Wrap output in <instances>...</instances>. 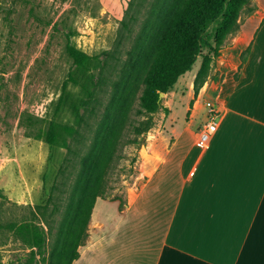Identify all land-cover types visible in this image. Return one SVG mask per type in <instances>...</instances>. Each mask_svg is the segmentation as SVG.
<instances>
[{
    "label": "rangeland",
    "instance_id": "rangeland-1",
    "mask_svg": "<svg viewBox=\"0 0 264 264\" xmlns=\"http://www.w3.org/2000/svg\"><path fill=\"white\" fill-rule=\"evenodd\" d=\"M258 2L248 0L239 17L241 22L260 15ZM174 3L175 0H0V225L33 221L47 231L45 262L36 250L32 254L11 233L0 231V264H22L31 258V264H49L55 232L81 158L89 150L94 128L112 98V85L121 65L128 64L132 57L138 64L145 62ZM122 22L128 24V29ZM238 33L237 26L222 49L232 44ZM68 35L72 44L89 55L102 59L104 52H115L117 56L118 64L112 61L102 73L94 71L102 81L92 100V111L81 106L85 96L78 86L68 83L63 90L69 74L75 72L64 50ZM220 51L213 57L209 75L197 95L193 83L201 56L162 97V108L154 114V126L140 148L128 144L127 138L132 136H125L108 177L107 194L98 199L115 203L123 210L128 196L145 182L143 175L151 168L155 149L165 151L174 137L185 147L192 145L193 134L208 120V104L215 105L220 99L218 82L236 77L225 73L218 61ZM208 52L207 47L201 50L202 55ZM59 103L62 106L56 112ZM73 105L79 106L83 116L80 125L72 112ZM164 108L169 112L165 113ZM51 120L77 128L72 137L65 135L62 139L68 147L49 145L43 138ZM89 236L87 232L83 245Z\"/></svg>",
    "mask_w": 264,
    "mask_h": 264
},
{
    "label": "crops",
    "instance_id": "crops-1",
    "mask_svg": "<svg viewBox=\"0 0 264 264\" xmlns=\"http://www.w3.org/2000/svg\"><path fill=\"white\" fill-rule=\"evenodd\" d=\"M258 4L260 15L238 19L239 33L218 55L236 77L218 82L210 146L199 147L194 133L191 146L174 137L155 149L123 210L97 199L72 264H264V0Z\"/></svg>",
    "mask_w": 264,
    "mask_h": 264
},
{
    "label": "trees",
    "instance_id": "trees-1",
    "mask_svg": "<svg viewBox=\"0 0 264 264\" xmlns=\"http://www.w3.org/2000/svg\"><path fill=\"white\" fill-rule=\"evenodd\" d=\"M247 4L248 0H175L145 62L138 64L132 57L128 64L121 65L112 85V98L94 128L89 150L81 158L65 212L55 232L49 264H72L78 258V248L87 237L94 205L98 198L107 194L108 177L114 169L119 145L123 144L126 135L132 136L127 138L128 144H135L137 148L144 144L146 133L154 126V114L162 108L159 94L171 91L201 56L193 83L195 95L199 93L209 75L213 57L217 56L229 35L236 31L241 11ZM122 26L128 29L126 22H122ZM211 26L214 27L208 33ZM203 47L209 49L205 55L201 54ZM64 50L75 72L69 74L63 90L68 83L78 86L85 96L81 106L92 111V100L96 98L102 81L94 71L99 69L102 73L112 61L118 64L116 53L104 52L102 59L89 55L72 44L69 35ZM248 51L249 48L242 53V62H245ZM59 104L56 112L62 106ZM164 111L169 112L167 108ZM72 112L80 125L83 116L79 113V106L73 105ZM76 132L77 128L71 125L51 120L43 138L49 145L68 147L62 139L65 135L72 137ZM2 230L11 233L32 254L36 250L42 262L46 261L47 231L41 224L9 222L0 225ZM32 260L22 264H31Z\"/></svg>",
    "mask_w": 264,
    "mask_h": 264
},
{
    "label": "built area",
    "instance_id": "built-area-1",
    "mask_svg": "<svg viewBox=\"0 0 264 264\" xmlns=\"http://www.w3.org/2000/svg\"><path fill=\"white\" fill-rule=\"evenodd\" d=\"M208 120L197 131L196 144L202 149H207L210 146L213 135L218 128L219 111L215 105L208 104Z\"/></svg>",
    "mask_w": 264,
    "mask_h": 264
},
{
    "label": "water",
    "instance_id": "water-1",
    "mask_svg": "<svg viewBox=\"0 0 264 264\" xmlns=\"http://www.w3.org/2000/svg\"><path fill=\"white\" fill-rule=\"evenodd\" d=\"M164 95H165L164 93H160L159 94V99L161 100Z\"/></svg>",
    "mask_w": 264,
    "mask_h": 264
}]
</instances>
